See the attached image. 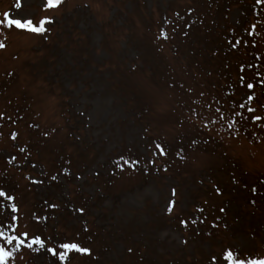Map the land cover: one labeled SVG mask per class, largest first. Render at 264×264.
Instances as JSON below:
<instances>
[{"label":"rangeland","instance_id":"1","mask_svg":"<svg viewBox=\"0 0 264 264\" xmlns=\"http://www.w3.org/2000/svg\"><path fill=\"white\" fill-rule=\"evenodd\" d=\"M46 5L0 0V19L54 21L43 34L0 27V188L19 209L0 198V230L46 241L9 264H65L47 251L62 242L91 251L67 264L264 259V120L252 122L264 116V3ZM253 94L257 111L239 108Z\"/></svg>","mask_w":264,"mask_h":264},{"label":"snow or ice","instance_id":"2","mask_svg":"<svg viewBox=\"0 0 264 264\" xmlns=\"http://www.w3.org/2000/svg\"><path fill=\"white\" fill-rule=\"evenodd\" d=\"M64 3V0H47V5H46V9H58L60 8V6ZM261 3H264V0H261ZM21 7L20 4H17V8ZM54 23V21L50 18H43L39 21L38 25L36 23L33 22V20L31 18H10V17H6L5 19H0V27H6L7 29H12L13 27L17 28V29H23V30H27L29 32H33V33H37V34H43L46 33L48 31V29L45 27V25L47 24H51ZM169 23H171V21H169ZM253 28H255V25H253ZM258 35V33H257ZM163 36L165 39L168 38V33L166 31L163 32ZM231 43V41L229 42ZM6 47V45L3 42H0V48H4ZM241 72H243V66L241 67ZM244 77H241V83L240 86L244 87ZM261 85H264V80L260 81ZM254 87H256V85L254 83H248L247 84V88L249 90L253 89ZM234 95V93H231ZM203 95V94H202ZM256 97L255 95H249L247 97V100L244 103H241L239 105V108L244 109L247 105V112L248 113H255L257 111V109L255 107L251 106V102L253 100H255ZM198 103V102H197ZM212 105L209 104L208 108L211 109ZM215 112L217 114H219V118L222 120L224 119V116L221 112V109L219 107H217L215 109ZM197 116L200 115V113H195ZM236 116L241 117L242 119H247V117L244 115L243 112H237ZM3 118V114H0V119ZM264 120V116H260V115H255L254 117H252V122L255 123L257 121H262ZM217 121L216 120H212L211 123L215 124ZM0 127H2V125H0ZM203 127L205 128H209V125L206 123L203 125ZM235 127V134L237 136H239L240 134V129H239V125L237 120L233 119L229 122L228 124V128L232 129ZM209 131H211V128H209ZM0 135H2V133H0ZM18 134H13L12 135V139L15 140ZM156 148L159 150L158 154L159 155H167V152L165 151V149L163 148L162 145L157 144ZM21 151H26V149H21ZM15 159V158H13ZM136 163H138V161H136L135 163H133L131 165V167L133 169H135ZM35 167V165H33ZM167 169H165L166 171ZM53 180H56L57 177L53 176L52 177ZM34 183H43V181H33ZM253 193L257 194L258 190L257 189H253ZM173 196L176 195V190L173 189L172 191ZM0 198H3L5 201H13L12 206H11V213H17L19 211L15 200L16 197L13 195H10L7 191L3 190V188H0ZM252 203H255V200L252 201ZM176 201L173 200L170 203V207L168 209L169 212L172 211V209L175 207ZM53 208L57 207V205H52ZM3 210L0 209V212H2ZM81 213H83V209L79 210ZM200 212H204L203 208L199 209ZM221 211H225L224 209H221ZM13 218H17V217H13ZM18 219V218H17ZM46 219V218H45ZM203 222V221H201ZM184 224L185 227L188 226V221H183L182 222ZM193 224L197 223V220H192ZM212 227H218L217 224H213ZM225 227H227V225H225ZM85 231H87V228H85ZM13 232H15V228H13ZM211 233H209L210 235ZM0 240H2L3 242L0 243V264H9V259L10 258H15V255L17 253H19L22 249V247H26L28 249H31L35 252L40 251L41 249H44L46 246V241L45 239H43L40 235H36L34 237H32L31 239H29V234L27 232H24L22 235H17V234H9L3 230H0ZM185 243H187V241H184ZM8 246H11V250L9 249ZM34 246H38V247H34ZM58 247L60 249H63V251L59 252V254L57 253V247H50L47 249L48 252H50L52 254V256L56 257L58 255V260L65 262V264H67V261L69 259V254L72 252H76V253H81V254H91L90 249L82 247L79 243H74V242H62L58 245ZM222 260L226 261L227 264H264V259H244L242 257H240L239 253L234 252L232 249H227L223 256H222ZM212 264H217V258L214 256L212 258Z\"/></svg>","mask_w":264,"mask_h":264}]
</instances>
